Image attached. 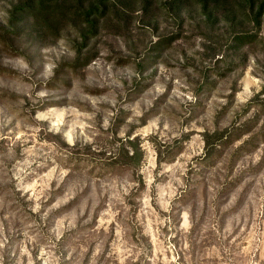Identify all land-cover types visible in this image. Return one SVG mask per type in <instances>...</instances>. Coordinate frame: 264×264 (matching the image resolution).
<instances>
[{"label": "rangeland", "instance_id": "374dc122", "mask_svg": "<svg viewBox=\"0 0 264 264\" xmlns=\"http://www.w3.org/2000/svg\"><path fill=\"white\" fill-rule=\"evenodd\" d=\"M22 1L0 0V264H264V17L113 0L56 39L11 23Z\"/></svg>", "mask_w": 264, "mask_h": 264}, {"label": "trees", "instance_id": "16d2710c", "mask_svg": "<svg viewBox=\"0 0 264 264\" xmlns=\"http://www.w3.org/2000/svg\"><path fill=\"white\" fill-rule=\"evenodd\" d=\"M113 0H23L15 5L11 10L12 24L16 25L23 22L35 25L34 30L39 34L50 32L54 38H61L62 34L59 27L60 21L64 18H73L75 21L84 23L89 28V33H94L97 28L99 19L106 17L110 13ZM145 8L149 4L146 0ZM172 4L188 0H170ZM199 4L203 13L210 15V10L222 4H228L230 12H240L247 20L253 22L254 27L260 26L264 17V0H191ZM73 16V17H71ZM18 32L17 29H15ZM87 39V37H85ZM235 39L237 42L246 43L257 39L255 32L241 30L237 32ZM83 46L77 49V57L72 66H78L80 62L89 63L93 56L90 53L83 54ZM264 91V89H263ZM264 93V92H263ZM133 143L130 138L126 139ZM127 159H135L137 162L143 158V151L138 148L129 155L125 151ZM134 160V161H135ZM129 163V161H125Z\"/></svg>", "mask_w": 264, "mask_h": 264}]
</instances>
